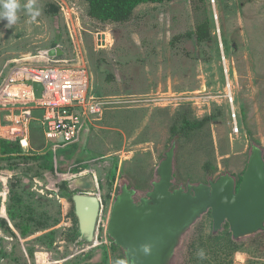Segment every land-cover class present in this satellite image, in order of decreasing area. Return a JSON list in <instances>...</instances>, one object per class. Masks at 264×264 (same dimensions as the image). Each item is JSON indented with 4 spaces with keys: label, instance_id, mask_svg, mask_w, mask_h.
<instances>
[{
    "label": "rangeland",
    "instance_id": "1",
    "mask_svg": "<svg viewBox=\"0 0 264 264\" xmlns=\"http://www.w3.org/2000/svg\"><path fill=\"white\" fill-rule=\"evenodd\" d=\"M19 3L14 25L0 21V78L17 63H84L105 105L74 145L49 151L32 121L29 144L19 145L27 156L0 155V264L126 263L107 232L112 204L124 185L136 202L145 197L172 146V189L223 174L239 185L252 146L264 156V0L143 3L124 22L89 17L85 0H35V20L27 0ZM205 15L211 39L197 42ZM18 107L0 105L1 121ZM186 121L198 124L187 130ZM89 174L102 206L85 240L72 198L80 190L70 183ZM213 228L208 210L182 235L171 264H186L192 241ZM237 243L236 264L264 262V229Z\"/></svg>",
    "mask_w": 264,
    "mask_h": 264
},
{
    "label": "water",
    "instance_id": "2",
    "mask_svg": "<svg viewBox=\"0 0 264 264\" xmlns=\"http://www.w3.org/2000/svg\"><path fill=\"white\" fill-rule=\"evenodd\" d=\"M33 90L35 97H40L41 83L33 82ZM173 153L174 146L160 162L159 179L145 197L136 202L135 191L126 185L115 197L107 232L124 250L125 264H171L182 235L208 210L214 229L226 222L237 238L264 229V156L260 147L252 146L238 188L231 175L223 174L208 184L172 189ZM70 187L80 190L72 197L80 238L92 240L101 206L97 195L91 193L94 177H78Z\"/></svg>",
    "mask_w": 264,
    "mask_h": 264
},
{
    "label": "built area",
    "instance_id": "3",
    "mask_svg": "<svg viewBox=\"0 0 264 264\" xmlns=\"http://www.w3.org/2000/svg\"><path fill=\"white\" fill-rule=\"evenodd\" d=\"M33 82L42 85L38 98ZM90 82L84 63L60 60L42 65L13 64L0 78V105L19 107L7 119L2 138L26 147L29 125L35 120L54 152L78 143L87 126L102 115L105 105L104 99L91 93Z\"/></svg>",
    "mask_w": 264,
    "mask_h": 264
},
{
    "label": "trees",
    "instance_id": "4",
    "mask_svg": "<svg viewBox=\"0 0 264 264\" xmlns=\"http://www.w3.org/2000/svg\"><path fill=\"white\" fill-rule=\"evenodd\" d=\"M87 3V15L101 22H124L133 14L135 8L143 3H162L172 0H85ZM204 0H198L203 2ZM197 42L211 39L209 19L205 15L199 20L194 31ZM108 80L113 79L108 74ZM198 123L186 121L183 128H194ZM50 151V150H49ZM0 155L4 157L27 156L16 142L0 139ZM238 188V183H236ZM5 222L4 220H2ZM225 225L228 224L225 222ZM222 227V226H221ZM113 241V240H112ZM186 264H236L234 253L238 250L237 237L229 230L212 229L208 235H198L191 243ZM198 249H203L206 258L201 260L196 256ZM248 264H264V262L250 261Z\"/></svg>",
    "mask_w": 264,
    "mask_h": 264
},
{
    "label": "clouds",
    "instance_id": "5",
    "mask_svg": "<svg viewBox=\"0 0 264 264\" xmlns=\"http://www.w3.org/2000/svg\"><path fill=\"white\" fill-rule=\"evenodd\" d=\"M35 0H27V3L23 5V8L27 15L35 20L37 16L40 15V10L34 6ZM21 8L19 0H0V21H6L5 26L11 27L17 20V12ZM196 256L203 260L206 258L205 251L203 249H198ZM114 264H125L124 259H116Z\"/></svg>",
    "mask_w": 264,
    "mask_h": 264
},
{
    "label": "crops",
    "instance_id": "6",
    "mask_svg": "<svg viewBox=\"0 0 264 264\" xmlns=\"http://www.w3.org/2000/svg\"><path fill=\"white\" fill-rule=\"evenodd\" d=\"M10 115H6V117L4 118L3 122L1 121L0 119V139H3V133H4V128L5 126L9 123L7 119H9ZM36 117V116H34ZM32 121H35V120H32ZM32 121L30 122V125H29V136H28V141L30 140V136H31V124H32ZM38 123V122H37ZM43 133V131H42ZM87 133V131L84 132V134ZM83 134V135H84ZM44 136V135H43ZM29 143V142H28ZM74 145V144H73ZM49 150H51V148H49ZM52 152H54L53 150H51ZM57 151H55L56 153Z\"/></svg>",
    "mask_w": 264,
    "mask_h": 264
},
{
    "label": "bare ground",
    "instance_id": "7",
    "mask_svg": "<svg viewBox=\"0 0 264 264\" xmlns=\"http://www.w3.org/2000/svg\"><path fill=\"white\" fill-rule=\"evenodd\" d=\"M94 182H95V178H94ZM74 184H75V183H73V185H74ZM95 185H96V182H95ZM97 197L99 198V196H97ZM99 199H100V198H99ZM3 208H4V207H3ZM3 208H2V210H4ZM86 222H87V224H88L89 221L87 220ZM95 230H96V225H95Z\"/></svg>",
    "mask_w": 264,
    "mask_h": 264
},
{
    "label": "flooded vegetation",
    "instance_id": "8",
    "mask_svg": "<svg viewBox=\"0 0 264 264\" xmlns=\"http://www.w3.org/2000/svg\"><path fill=\"white\" fill-rule=\"evenodd\" d=\"M210 211V210H209Z\"/></svg>",
    "mask_w": 264,
    "mask_h": 264
}]
</instances>
